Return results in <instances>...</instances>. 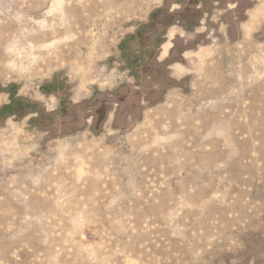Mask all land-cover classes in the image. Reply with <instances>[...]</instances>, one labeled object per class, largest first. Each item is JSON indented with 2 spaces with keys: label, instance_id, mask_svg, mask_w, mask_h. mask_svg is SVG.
Masks as SVG:
<instances>
[{
  "label": "rangeland",
  "instance_id": "rangeland-1",
  "mask_svg": "<svg viewBox=\"0 0 264 264\" xmlns=\"http://www.w3.org/2000/svg\"><path fill=\"white\" fill-rule=\"evenodd\" d=\"M0 264H264V0H0Z\"/></svg>",
  "mask_w": 264,
  "mask_h": 264
}]
</instances>
